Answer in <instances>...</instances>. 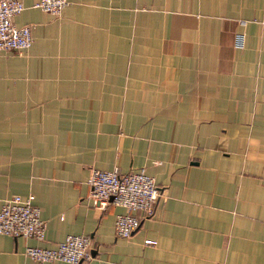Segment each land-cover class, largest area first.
<instances>
[{
  "label": "crops",
  "instance_id": "obj_1",
  "mask_svg": "<svg viewBox=\"0 0 264 264\" xmlns=\"http://www.w3.org/2000/svg\"><path fill=\"white\" fill-rule=\"evenodd\" d=\"M38 1L14 19L32 46L0 52V209L33 193L46 236L0 234V264H68L24 255L68 234L82 264H264V0ZM93 168L155 178L131 237L89 200Z\"/></svg>",
  "mask_w": 264,
  "mask_h": 264
},
{
  "label": "built area",
  "instance_id": "obj_2",
  "mask_svg": "<svg viewBox=\"0 0 264 264\" xmlns=\"http://www.w3.org/2000/svg\"><path fill=\"white\" fill-rule=\"evenodd\" d=\"M69 0H39L35 7L59 16ZM25 10L22 0H0V52L29 49L33 44L32 26H17L16 16ZM244 35L235 36L236 47H242ZM89 200L99 208L106 209L109 203L124 207L115 220V233L118 237L129 238L137 231L142 220L155 213L161 192L155 178L145 168L129 173L118 169L93 168L89 177ZM0 234L10 237L34 238L43 241L46 236V223L41 210L35 203L33 193L22 196L13 194L0 209ZM90 238L81 234H68L56 247L27 246L24 255L39 263L63 261L68 264H82L91 257ZM152 239L145 244L155 245Z\"/></svg>",
  "mask_w": 264,
  "mask_h": 264
}]
</instances>
